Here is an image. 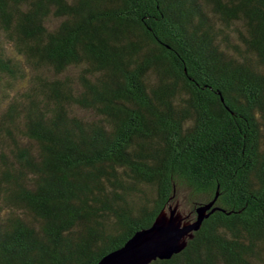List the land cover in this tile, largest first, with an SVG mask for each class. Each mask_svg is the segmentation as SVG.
Listing matches in <instances>:
<instances>
[{
  "label": "trees",
  "instance_id": "trees-1",
  "mask_svg": "<svg viewBox=\"0 0 264 264\" xmlns=\"http://www.w3.org/2000/svg\"><path fill=\"white\" fill-rule=\"evenodd\" d=\"M177 204L213 205L151 264H264V0H0V264H97Z\"/></svg>",
  "mask_w": 264,
  "mask_h": 264
},
{
  "label": "water",
  "instance_id": "water-1",
  "mask_svg": "<svg viewBox=\"0 0 264 264\" xmlns=\"http://www.w3.org/2000/svg\"><path fill=\"white\" fill-rule=\"evenodd\" d=\"M212 205L198 208L196 219L183 214L179 204L164 208L153 225L138 231L122 248L108 253L97 264H151L157 259L172 258L187 247L210 216Z\"/></svg>",
  "mask_w": 264,
  "mask_h": 264
},
{
  "label": "rangeland",
  "instance_id": "rangeland-1",
  "mask_svg": "<svg viewBox=\"0 0 264 264\" xmlns=\"http://www.w3.org/2000/svg\"><path fill=\"white\" fill-rule=\"evenodd\" d=\"M185 209H188L186 206H183Z\"/></svg>",
  "mask_w": 264,
  "mask_h": 264
}]
</instances>
